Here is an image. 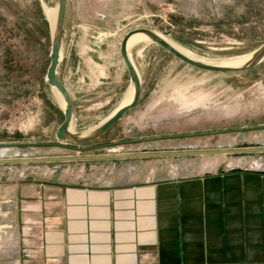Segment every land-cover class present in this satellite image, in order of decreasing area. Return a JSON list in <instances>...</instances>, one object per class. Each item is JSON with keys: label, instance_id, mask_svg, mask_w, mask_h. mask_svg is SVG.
<instances>
[{"label": "rangeland", "instance_id": "374dc122", "mask_svg": "<svg viewBox=\"0 0 264 264\" xmlns=\"http://www.w3.org/2000/svg\"><path fill=\"white\" fill-rule=\"evenodd\" d=\"M45 1L52 8L58 4V0ZM136 29L158 33L202 60L245 56L264 44V0H68L56 72L72 101V132L94 129L119 106L130 86L120 43ZM50 46L49 25L39 0H0V144L56 143L63 117L52 88L44 82ZM132 47L129 55L141 83L137 106L100 137L74 146L105 148L84 154L57 147L12 148L0 153V160L139 154L143 149L153 152L151 148L179 152L264 147V130L129 144L264 127V61L242 73H209L191 68L153 43ZM149 161L158 170L180 174L218 163L264 171V153ZM122 163L133 169L146 160ZM66 165L40 167L43 171L70 167L78 172L109 167L106 162ZM23 169L0 167V264H13L15 257L14 231L1 223L9 222L12 203L2 195L33 170Z\"/></svg>", "mask_w": 264, "mask_h": 264}, {"label": "crops", "instance_id": "0c3cea01", "mask_svg": "<svg viewBox=\"0 0 264 264\" xmlns=\"http://www.w3.org/2000/svg\"><path fill=\"white\" fill-rule=\"evenodd\" d=\"M153 159L8 165L33 169L2 195L13 264H264V171L218 163L180 174ZM86 162L109 167H40Z\"/></svg>", "mask_w": 264, "mask_h": 264}, {"label": "water", "instance_id": "95a60500", "mask_svg": "<svg viewBox=\"0 0 264 264\" xmlns=\"http://www.w3.org/2000/svg\"><path fill=\"white\" fill-rule=\"evenodd\" d=\"M68 0H58L57 4V13L53 25V29L49 26V34L51 40L50 52H49V65L45 75V84L50 88L54 89L62 98L64 103V108L62 112V122L55 132L56 143L52 144H36V143H26V144H0V148L12 149V148H37V147H57L68 149L74 153H88L91 151H96L103 149L105 147L97 148H87L79 149L74 146H79L88 142L93 141L94 139L103 135L108 131L114 124L119 122L126 113L133 110L140 99L141 95V83L137 71L135 70L133 64L131 63L129 56L127 54V41L129 38L135 34H143L147 36L151 43L159 46L167 53L172 55L175 59L180 62L190 66L191 68L197 69L203 72L209 73H229L237 74L242 73L248 70L255 68L261 62L264 61V44H262L258 49L252 52V57L248 63L241 67H220L206 65L193 61L186 56L182 55L176 51L171 45H169L164 39L158 36L155 32L146 30V29H136L132 30L125 34L122 38L119 48L120 57L124 63L125 69L127 71L130 86L133 88V97L131 102L118 109L111 117L106 121L101 123L99 126L92 129V132L82 137L81 134H72L69 132V127L72 118V101L64 86L59 82L57 77V67L59 64V54L61 50L63 34H64V17L66 12ZM46 4V1L44 0ZM264 130V127L258 128H249V129H239V130H229V131H219V132H209V133H199L192 135H183V136H169V137H155L150 139L135 140L128 142L129 144L137 143H154L164 140H173L176 138H192L202 135H216V134H231L238 132L246 131H258ZM255 153H264V147H242L236 149H221L214 151H179V152H142L139 154H126V155H102V156H92V155H76L70 157H56V158H20V159H1L0 165H14V164H33V163H59V162H80V161H96V160H131V159H150L158 157H187V156H205V155H235V154H255Z\"/></svg>", "mask_w": 264, "mask_h": 264}, {"label": "bare ground", "instance_id": "6f19581e", "mask_svg": "<svg viewBox=\"0 0 264 264\" xmlns=\"http://www.w3.org/2000/svg\"><path fill=\"white\" fill-rule=\"evenodd\" d=\"M39 2H40V6H41L42 13L44 15V18H45V20L47 21L48 25L51 27V30H52L53 29V25H54V21H55V17H56V13H57V7L56 8L50 7L47 3L46 4L44 3V0H39ZM156 34L158 36H160L162 39H164L169 45H171L176 51H178L182 55L186 56L187 58H189V59H191L193 61H196V62H199V63H203V64H206V65L220 66V67H241V66L245 65L246 63H248L250 61V59L252 57V54H253L251 52L250 54L245 55V56H240V57H235V58L233 57V58H229V59H223V60H220V61L202 60V59L196 57L194 54H192L188 50H186V49L174 44L173 42H170L169 40H167L165 37L161 36L160 34H158V33H156ZM138 43H145V45H146V44H150L151 41H150V39L147 36H145L143 34H135V35L131 36L129 38V40L127 41V45H126L127 54L129 56V59H130L131 63L133 64L135 70H136V67H135V65H134V63H133V61H132V59H131V57L129 55V49L132 46H134V45L136 46V44H138ZM61 55L62 54H61V50H60L59 61L61 59ZM52 92H53V95H54V98H55L57 104L59 105L60 109L62 110L64 108V103L62 101L61 96L54 89H52ZM132 97H133V88H132V86H129V89L126 92V94L124 95V97H123L122 101L120 102L119 106L104 121H106L109 117H111L118 109L128 105L131 102ZM69 132L74 134V132H72L70 127H69ZM91 132H92V130H90V131H88V132H86L84 134H81V136L82 137L87 136ZM0 150H3V151H0V153H4L5 152L4 150H7V149L0 148Z\"/></svg>", "mask_w": 264, "mask_h": 264}]
</instances>
